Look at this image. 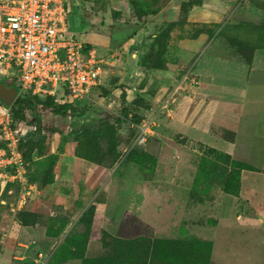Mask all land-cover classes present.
Here are the masks:
<instances>
[{
    "label": "rangeland",
    "instance_id": "rangeland-1",
    "mask_svg": "<svg viewBox=\"0 0 264 264\" xmlns=\"http://www.w3.org/2000/svg\"><path fill=\"white\" fill-rule=\"evenodd\" d=\"M246 2L255 13L252 19L264 26V0ZM180 4V0H66L72 34L83 40L84 30H90V45L84 43L97 49L109 63L105 67V79L92 92L90 100L80 103L67 118L36 111H28L27 117L29 121L44 120L57 129L47 142V147L56 153L66 147L70 149L80 133L104 129L105 137L85 142V152L94 161H85L84 167L98 164L110 173L69 221L49 219L50 202L33 201L34 192L27 204L17 210L18 187L7 192L0 185V238L6 239L15 212L24 217L26 208L35 207L44 224L60 227L49 234L53 237L51 242L47 236L40 243L50 258L47 264H56V259L59 264H65L69 259L81 257L90 260V264H264V115L260 116L261 131L254 140H235L234 129L216 140L237 144L234 152L227 153L212 140L193 139L176 131L168 136L164 132L173 118L169 112L181 100L180 96L170 94L168 85L161 89V80L154 77V71L149 72L143 88L126 91L122 84V79L128 77L122 73L126 72L121 66L122 44L141 26L152 37L180 16L177 10H170L169 15L158 19L142 18L139 14H147L153 7L171 9ZM116 12L121 13L118 19L113 16ZM197 30L177 29L168 44L179 52L178 38L189 37ZM203 30L214 34L216 28ZM242 34V41H234L230 46L218 39L213 50H225L234 57L242 54L248 61L252 50L244 46V40L251 31ZM93 37L102 43H93ZM110 40L111 46L103 44ZM173 50L170 57L158 58L153 48L148 49L138 65L143 71L142 66L161 67L166 60L176 71L181 57ZM130 76L133 84L140 78L135 72ZM0 83L14 86L5 78ZM136 98L146 100L150 108L134 106ZM163 104L168 105V111L162 109ZM137 118L141 119L139 126L155 118L152 134L143 145L138 143L139 128L132 127ZM235 125L244 132L251 127L246 121ZM19 128L23 130L24 140L35 132L31 126L19 125ZM131 136H135L133 147L129 142ZM37 177L44 185L50 181L47 174L37 176L30 170L29 181L33 183ZM66 227L65 233L59 235ZM65 239L69 244L64 243ZM60 244H68L62 254L59 248L55 251Z\"/></svg>",
    "mask_w": 264,
    "mask_h": 264
},
{
    "label": "crops",
    "instance_id": "crops-1",
    "mask_svg": "<svg viewBox=\"0 0 264 264\" xmlns=\"http://www.w3.org/2000/svg\"><path fill=\"white\" fill-rule=\"evenodd\" d=\"M180 1L182 4L183 1L189 0ZM179 6H173L171 9L168 6L164 7L154 18L165 17L171 13L170 10H177L180 15ZM254 16L253 8L246 0H203L202 5L193 7L186 14V24L179 30L180 32H185L189 28H199V30L189 37L178 38L176 44L182 55L178 50L171 49V45L167 42L164 56L170 57V50H173L177 57H181L180 67L176 71L170 61L166 62V70L148 69L144 66H142L143 71L141 70L138 61L146 50L153 47L157 37V35L150 37L146 33V27L141 26L122 44L121 51L124 58L121 66L123 71H126L122 73L128 75L122 79V84L126 86L125 90L143 88L149 72L154 71V77L161 80V89L168 85L167 87H171L170 94L173 97L175 94L180 96L181 100L175 109L169 112L173 118L168 121V129L164 132L168 136L176 131L182 132L189 138L212 140L211 142H215V146L222 151L234 152L237 148L236 143L216 140H221L223 133L233 129L236 134L232 138L235 140L240 138L254 140L261 131L260 116L264 115V50L252 52L250 61H247L242 54L234 57L228 55L225 50L218 48L213 50L212 46L218 39L229 46L234 41L237 42V39L242 40V32H237L232 27L241 23L256 24L252 19ZM204 27L216 28V31L214 34L208 33L203 30ZM84 32L86 35L84 34L83 40L80 41L90 45V30ZM81 33L80 31L77 34ZM211 34L214 36L211 37ZM74 35L81 39L76 33ZM91 41L102 43L97 37H93ZM103 44L111 46L112 42L103 41ZM158 48L155 46V49ZM130 55L131 60H129ZM132 72L140 76L136 84L129 80L132 79L130 76ZM133 79L137 80L134 77ZM163 113L164 111L160 114ZM244 121L251 123V127L246 128V132L235 125L236 122ZM76 148L77 144L73 143L70 149L66 147L62 152L56 153L48 149L43 155L35 157V160L44 164L50 163L51 157L56 158L53 167L55 169L50 172L53 174L51 177L53 179L50 178L52 181L44 185L40 179L33 184L35 191L32 199L37 202L41 199L50 202L48 217L51 220L69 221L75 217V210L83 203H87L90 193L96 191L110 173L108 168L98 164H91L85 169V161L76 157ZM43 187L45 189H41ZM26 211L24 219L15 212L13 224L5 235L6 239L0 238V264L50 262L40 243L42 240L45 241L47 236L50 237L48 241L51 242L53 237L49 234L58 231L60 227L44 224L41 220L42 216L37 215L39 211L35 213V207L26 208ZM66 229L67 227L60 230L59 235L62 236ZM61 245L57 246L55 251ZM81 263L79 259H69L65 264Z\"/></svg>",
    "mask_w": 264,
    "mask_h": 264
},
{
    "label": "built area",
    "instance_id": "built-area-1",
    "mask_svg": "<svg viewBox=\"0 0 264 264\" xmlns=\"http://www.w3.org/2000/svg\"><path fill=\"white\" fill-rule=\"evenodd\" d=\"M66 0H0V79L12 81L18 97L54 98L79 106L103 85L105 56L72 34ZM13 106V105H12ZM12 106L0 100V185L19 187L21 210L35 191L20 151L23 130L13 125ZM168 105L163 109L168 111ZM155 118L139 128L138 143H146Z\"/></svg>",
    "mask_w": 264,
    "mask_h": 264
},
{
    "label": "trees",
    "instance_id": "trees-1",
    "mask_svg": "<svg viewBox=\"0 0 264 264\" xmlns=\"http://www.w3.org/2000/svg\"><path fill=\"white\" fill-rule=\"evenodd\" d=\"M203 0H189L187 2H182V4L179 6L178 10L180 12V17L177 21H172L167 24L166 27H162L161 30L159 31L155 43L153 44V49L156 51L155 55L158 58L164 57L167 51V42L169 41L171 34L176 30V29H182L184 25L186 24V14L188 11H190L193 7L195 6H200L202 5ZM164 8V7H163ZM163 8L159 7H153L149 10L147 14H139V17L142 18H147V17H154L156 16ZM121 13H114L113 16L115 19H118L120 17ZM141 18V19H142ZM235 29L237 32H244L247 30L251 31V35L247 36L244 40V46L247 47L248 49L252 50V52L256 50H264V26L253 24V23H241L240 25L236 26ZM237 39V38H236ZM238 41H242L240 39H237ZM155 46H158V49H155ZM250 52V54L252 53ZM250 54H249V60L250 61ZM246 59V58H245ZM148 69H161V70H166V61L163 60L162 66L161 67H154V66H146ZM9 86L14 87L12 84ZM101 87V86H100ZM99 87V88H100ZM134 106L142 109H149L150 105L147 103V101L137 98L133 101L132 103ZM78 106H74L71 104H59L56 103L54 98L48 97V98H39V97H34L31 95H26L23 97H19L15 103L13 104L11 108V114L13 118V125H24V126H31L34 128L35 132L33 133V136L30 137L28 140H22L20 142V151L23 154V158L25 163L27 164V177L29 181V172L32 170V172L36 173L37 176H44L47 174L48 178L53 177V174H51V170L53 171L54 167V161L56 158H50V163H42L40 161L35 160L36 156H41L44 153L48 151L47 147V142H48V137L50 134L56 133L57 129L52 128L49 126L44 120H35V121H29L27 117V112L28 111H36V112H47L53 114L55 117L58 118H67L71 115L72 112L77 110ZM125 112L127 110H124ZM141 122L140 118L135 119L134 123L139 124ZM137 131V130H134ZM106 133L104 129L99 130L98 132H85V133H80L79 135L76 136L75 138V143L77 144L76 148V157L79 159H82L84 161H90L93 163V158L85 152L84 145L85 142H92L94 141L97 137H105ZM134 137L131 136L129 138V142L131 143V147L135 144L134 142ZM3 147V142L0 139V148ZM115 151V150H114ZM115 153V152H114ZM46 166V167H45ZM49 166L50 168H48ZM45 167V168H43ZM46 169H49L50 171L47 172ZM53 179V178H51ZM40 179L39 177L36 178V180L32 183L29 181L30 184H34L38 182ZM52 181V180H50ZM17 186L16 184H8L5 188L4 191L9 192L12 187ZM18 187V186H17ZM19 189V187H18ZM21 214H18L21 219L24 217L20 216ZM24 215V214H22ZM65 227V225H64ZM64 229V228H62ZM61 229V230H62ZM60 233V231H59ZM58 233V234H59ZM67 242L65 239L64 243ZM68 243V242H67ZM69 244V243H68ZM68 244H63L61 247H59L60 254L62 252L67 251V246ZM70 247V246H69ZM68 247V248H69ZM58 250V249H57ZM81 262L82 264H90V260L84 259L81 257ZM56 264H59V260L56 259L54 260Z\"/></svg>",
    "mask_w": 264,
    "mask_h": 264
},
{
    "label": "water",
    "instance_id": "water-1",
    "mask_svg": "<svg viewBox=\"0 0 264 264\" xmlns=\"http://www.w3.org/2000/svg\"><path fill=\"white\" fill-rule=\"evenodd\" d=\"M18 94L15 87H8L5 83H0V100L7 106H12L17 100Z\"/></svg>",
    "mask_w": 264,
    "mask_h": 264
}]
</instances>
